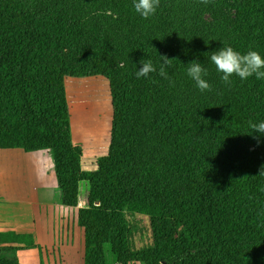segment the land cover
I'll return each mask as SVG.
<instances>
[{
    "label": "trees",
    "instance_id": "trees-1",
    "mask_svg": "<svg viewBox=\"0 0 264 264\" xmlns=\"http://www.w3.org/2000/svg\"><path fill=\"white\" fill-rule=\"evenodd\" d=\"M226 45L264 57V0H160L148 19L132 0H0V149L47 150L62 205L76 206L87 183L75 214L83 264H264V134L257 143L249 128L264 121V79L225 85L210 55ZM158 54L172 58L171 86L136 76L141 59L158 67ZM194 59L211 91L187 75ZM97 75L109 86L110 139L84 170L65 80ZM89 81L95 100L107 99ZM82 115L80 129L103 140L106 111ZM129 191L158 200L151 241L137 250L123 213ZM31 248L41 254L32 233L0 231V264H21L18 251Z\"/></svg>",
    "mask_w": 264,
    "mask_h": 264
},
{
    "label": "crops",
    "instance_id": "crops-1",
    "mask_svg": "<svg viewBox=\"0 0 264 264\" xmlns=\"http://www.w3.org/2000/svg\"><path fill=\"white\" fill-rule=\"evenodd\" d=\"M66 89L68 96L71 97L67 84ZM0 150L3 151L4 159L0 174V231L32 233L42 253L43 248L54 245L56 220L58 218L66 220L68 213L76 216V210L85 207L88 185L85 181L80 182L76 206L62 205L53 161L47 150L30 152L19 148ZM76 229L82 234V249H79V252L81 251L83 258V229L78 225ZM70 248L68 246L69 250ZM24 250L28 264L33 263L36 257L42 262L38 248H31L18 251L21 264L23 263L20 254Z\"/></svg>",
    "mask_w": 264,
    "mask_h": 264
},
{
    "label": "rangeland",
    "instance_id": "rangeland-1",
    "mask_svg": "<svg viewBox=\"0 0 264 264\" xmlns=\"http://www.w3.org/2000/svg\"><path fill=\"white\" fill-rule=\"evenodd\" d=\"M229 14L232 15L230 11ZM89 79L96 80L99 84H102L107 99L95 100V97L97 96L93 94L94 86L91 85ZM66 84L68 91L71 93V97H69L66 92L70 113L72 139L82 148V168L84 170H93L96 168L97 158L106 152L110 139L112 109L108 82L102 76L97 75L91 78L68 77L67 81L65 80V87ZM72 87L75 88L72 89ZM70 105L72 106L75 136L72 129ZM93 107H99L106 111V117L108 118L106 135L101 141L92 140L83 130L80 129L79 121L82 119V114ZM2 154L3 151L0 150V174L3 170L1 163L4 162ZM157 210L158 200L155 195L147 192L135 191H129L125 194L123 198V213L128 223V242L130 249L137 250L151 241L149 219L151 216L157 214ZM75 217L74 214L68 213L66 214V220H61L60 218L56 220L57 232L54 236V245L43 248L40 259L42 260V264H83L81 251L79 252V249H82V234L76 229L77 223L75 222ZM68 246L71 247L72 250L71 248L69 250ZM104 251L107 262L113 263L114 259L110 253L108 245H105ZM20 259L23 264H28V262H26L25 250L21 252ZM29 264H41V262H39V258L37 260L36 257L34 258V262ZM130 264L143 263L133 262Z\"/></svg>",
    "mask_w": 264,
    "mask_h": 264
},
{
    "label": "clouds",
    "instance_id": "clouds-1",
    "mask_svg": "<svg viewBox=\"0 0 264 264\" xmlns=\"http://www.w3.org/2000/svg\"><path fill=\"white\" fill-rule=\"evenodd\" d=\"M160 0H132L134 11L142 18L148 19L152 16L159 5ZM207 2V0H203ZM160 57L159 66L153 64L150 59H141L137 68L136 76L148 77L152 73L158 74L160 77L169 81L170 86L174 84V80L168 74V68L171 67L172 58L163 54H158ZM210 61L214 64L216 71L221 73L222 82L231 86L232 77H238L240 80H247L249 77H255L257 80L264 79V57L256 50L249 49L241 53L235 50L232 46H222L213 51L210 55ZM122 66V65H121ZM187 75L195 81L197 88L203 91H211V85L204 77L208 74V70L202 66L200 61L192 60L188 62L186 69ZM249 128L252 133H255L253 138L259 143V135L264 134V121L252 122L249 121ZM264 174V171H260Z\"/></svg>",
    "mask_w": 264,
    "mask_h": 264
}]
</instances>
